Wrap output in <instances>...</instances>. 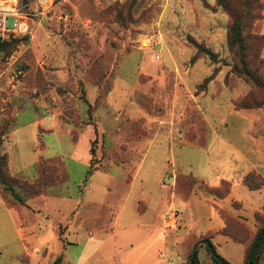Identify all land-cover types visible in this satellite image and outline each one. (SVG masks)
Segmentation results:
<instances>
[{
  "label": "rangeland",
  "instance_id": "rangeland-1",
  "mask_svg": "<svg viewBox=\"0 0 264 264\" xmlns=\"http://www.w3.org/2000/svg\"><path fill=\"white\" fill-rule=\"evenodd\" d=\"M258 1L230 0L235 27H238L241 38L233 47L227 40L233 18L215 0H54L48 12L33 16L38 22L33 25L31 35L0 40V152H5L7 145L4 141L9 137L11 124L13 129L16 121L11 116V109L12 112L15 108L21 109V119L24 120V115L33 113L25 112L30 108L27 101L38 97L41 91L48 103L47 114H56L54 125L58 124L60 136L57 143L55 135L48 134L41 127L32 135L25 130L21 143L23 156L27 160L28 152L33 148L46 150L45 156L57 157L46 159L40 156L38 176L41 158L52 164L54 170L48 172L49 180L41 186L38 195L17 186L13 187L12 195L1 184L0 196L14 206L29 205L33 211L21 208L22 216L33 213L27 216L44 224L48 222L42 215L44 211L56 218L58 211L54 210V204L62 200L60 197H65L63 205L58 201L61 207L76 202V194L83 193L90 173L103 166L107 158L111 157L118 166V173L127 166L121 162L135 163L134 158L128 156L134 152L132 146L135 144L131 142L148 131H154L155 127H187L186 136L195 138L194 126L201 130L200 110L208 111L206 103L209 101L219 102V107L228 115L232 110L250 114L264 108V0ZM12 24L13 18L9 17L7 25ZM37 35L44 48V53L39 55L34 54L29 46ZM62 42L67 46L66 66H62L58 57ZM157 54L159 58H156ZM64 74L65 80H62ZM196 74L198 78H194ZM18 80L22 83L12 86ZM88 84L96 88L95 94L85 89ZM50 89L51 93L48 92ZM260 111L264 113V110ZM208 116L215 119L212 112H208ZM248 118L264 121V114ZM112 120L127 125L124 139L116 148L110 147L102 128H110ZM225 124L229 130L234 129L233 118L225 117ZM256 126L252 130L258 136L256 140L264 142V125ZM80 132L84 134L81 146L89 143L88 164L84 169L76 164L67 166L66 160L58 156L61 151H67L68 143L75 142ZM174 144L173 155L183 174L190 169L193 174L204 172L199 167L205 160L200 153L179 149L177 140ZM159 151L157 162L161 161L162 150ZM120 153L123 161L117 157H121ZM221 158L228 167L235 156L222 150ZM24 172L28 178H33L31 167ZM129 173L128 176L122 174L125 183L130 182ZM169 181L164 179L166 183ZM259 181L252 178L251 184ZM94 183L99 185L98 180ZM227 183L218 187L200 183L198 187L216 200L219 196L212 190L215 188L219 195H223L230 188ZM92 191L83 198H100L96 189L92 188ZM232 206L235 210L241 209L237 201ZM61 207H57L58 210ZM214 208L223 226L196 237L188 247L183 264H188L193 246L202 239L210 240L223 258L236 264L241 258L240 246L215 243L214 240L221 236L244 244L242 264H246L247 250L257 230L264 225V206L254 211L250 222L215 204ZM37 209L40 210L37 212ZM239 213L243 216L242 212ZM8 215L0 205V237L2 241L10 239L7 249L0 253V264H27L20 259L21 252ZM179 224V210L173 208L165 215V228L177 230ZM196 258L197 264H216L203 244L197 247ZM256 264H264V248Z\"/></svg>",
  "mask_w": 264,
  "mask_h": 264
},
{
  "label": "crops",
  "instance_id": "crops-1",
  "mask_svg": "<svg viewBox=\"0 0 264 264\" xmlns=\"http://www.w3.org/2000/svg\"><path fill=\"white\" fill-rule=\"evenodd\" d=\"M39 35L29 45L36 55L44 53ZM59 50L61 64L66 66L68 56L65 43L62 42ZM198 76L196 74L194 78ZM62 77L65 80V74ZM19 82L22 83L18 80L12 86H18ZM85 89L91 90L92 94L96 92L92 84L85 85ZM48 92L51 93L52 89ZM43 96L41 91L38 97L27 101L32 109L27 108L25 112L33 113L24 115V120L21 119V109L15 108L13 112L11 109V116L16 121L13 129L11 124L9 137L4 141L10 173L29 181L38 176L40 156L46 159L57 156H45L46 150L36 151L33 148V151L28 152L26 160L22 150L23 132L26 130L28 134H36L38 127H41L48 134L55 135L57 143L60 141L58 124L54 125L56 114H47L48 103ZM9 99L12 102V92ZM206 104L208 111L200 110L201 130L194 126L195 138L186 136L187 127L178 129L175 125L158 126L154 131H148L145 136L131 142L135 144L132 146L134 152L128 156H132L135 163H124L122 153L121 157L116 155L122 159V165H127L118 173V166L111 157L107 158L103 166L90 173L83 193L76 194V202L61 207L59 203L63 205L65 197H60L62 200L54 204V210L58 211L56 218L44 211L42 215L48 220L47 223L40 224L34 217L27 216L33 213H24L23 217L20 209L26 207L27 212L33 211L29 205L14 206L0 196V205L9 214L10 225L14 228L17 247L21 252L20 259L27 264H52L59 256L61 264H183L188 247L196 237L223 226L214 204L250 222L254 211L264 206V142L257 141L258 136L255 130L252 131L257 124L262 127L264 121L248 117H260L264 114L260 110L264 108L250 114L232 110L228 115L225 109L219 107V102L209 101ZM208 112L214 113L215 119L212 120ZM225 117L233 118V130L226 127ZM112 122L110 128H102L110 147L116 148L124 139L127 125L122 121ZM83 136V132H80L75 142L68 143L67 151H61L58 155L66 160L67 166L73 167L76 164L84 169L88 164L89 143L85 147L81 146ZM176 140L180 143L177 146L179 149L200 153L204 157V162L199 165L203 173L193 174L190 169L183 174L173 155ZM159 150H162L161 161L157 162ZM222 150H228L235 156L231 166H224ZM28 167L32 168L31 179L24 172ZM125 172H130L129 183L123 180L122 174ZM127 173L124 175L128 176ZM249 173L260 177L262 184L259 188L252 189L244 183L243 177ZM164 179L170 181L166 183ZM96 180L99 181L98 186L94 183ZM223 181L230 183L229 192L216 200L201 192L198 187L200 183L218 187ZM92 188L101 194L100 198L84 199L88 193L93 192ZM235 201L240 203V210L233 208L232 203ZM57 207L61 208L58 210ZM173 208L179 210L180 224L177 230L165 228V215ZM9 240L2 241L0 237V253L7 249ZM214 241L239 245L241 258L236 264H242L245 253L243 243L227 236L218 237Z\"/></svg>",
  "mask_w": 264,
  "mask_h": 264
},
{
  "label": "trees",
  "instance_id": "trees-1",
  "mask_svg": "<svg viewBox=\"0 0 264 264\" xmlns=\"http://www.w3.org/2000/svg\"><path fill=\"white\" fill-rule=\"evenodd\" d=\"M24 1H29V0H24ZM217 5L223 6L224 8H226L229 13L231 14L232 18H233V22L230 25L229 29H228V44L230 47H233V45L236 42H240L241 38H240V32L238 31V27H235L236 24V20H235V15L233 13V11H231V7H230V0H215ZM255 2H259L258 0H255ZM196 47L199 48L198 44H195ZM244 64V62H243ZM234 70L237 71V68L234 66ZM2 143V138L0 136V146ZM40 166H41V173L39 174V176L33 180V181H29L26 179H21L18 178L14 175H12L9 171V167H8V154L6 152H0V185L2 184L7 190H9V192L13 194V187L17 186L20 187L22 189H24L25 191L30 192L33 195H38L41 192V186L46 183L49 178H48V172L50 170H54V167L52 164L46 163L44 160H42V158L40 159ZM252 178H258L260 179V177L258 175H256L255 173H249L247 175H245L243 177V181L244 183L254 189V188H259L262 184L261 180L256 183V184H251V179ZM228 184L226 181L221 182V184ZM220 184V185H221ZM229 189V188H228ZM226 190L225 193L223 195H219L217 189H213L212 192L214 194H216L219 197H224L226 196V194L228 193L229 190ZM258 242L257 244V248L252 256V264H256L257 258L260 254V251L264 248V225L259 228L257 230V233L254 237V240L250 246V248L247 250L246 253V264H248V259L250 257L251 254V250L252 247L254 245L255 242ZM208 246H205L206 250L208 251V253L210 254L211 259L216 263V264H231L228 260H226L225 258H223L215 249L214 245L211 243L210 240H208ZM197 253V250H196ZM61 257H57L52 264H61L60 262ZM194 264H197V258L195 255V259H194Z\"/></svg>",
  "mask_w": 264,
  "mask_h": 264
},
{
  "label": "built area",
  "instance_id": "built-area-1",
  "mask_svg": "<svg viewBox=\"0 0 264 264\" xmlns=\"http://www.w3.org/2000/svg\"><path fill=\"white\" fill-rule=\"evenodd\" d=\"M53 4L54 0H0V40L31 35L38 22L33 16L45 14ZM9 17L13 18L12 26L7 25Z\"/></svg>",
  "mask_w": 264,
  "mask_h": 264
},
{
  "label": "water",
  "instance_id": "water-1",
  "mask_svg": "<svg viewBox=\"0 0 264 264\" xmlns=\"http://www.w3.org/2000/svg\"><path fill=\"white\" fill-rule=\"evenodd\" d=\"M200 244H203V245L209 247V245H208V240H206V239H202V240L198 241V242L193 246V249H192V252H191V255H190V258H189V262H188V264H193V263H194V259H195V255H196V250H197L198 245H200ZM257 244H258V242L256 241V242L254 243L253 247H252L251 254H250V257H249V259H248V264H252V256H253V254H254L256 248H257Z\"/></svg>",
  "mask_w": 264,
  "mask_h": 264
}]
</instances>
